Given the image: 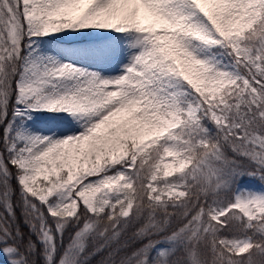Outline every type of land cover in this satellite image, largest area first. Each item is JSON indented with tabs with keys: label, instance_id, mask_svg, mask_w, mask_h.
Segmentation results:
<instances>
[{
	"label": "snow or ice",
	"instance_id": "snow-or-ice-1",
	"mask_svg": "<svg viewBox=\"0 0 264 264\" xmlns=\"http://www.w3.org/2000/svg\"><path fill=\"white\" fill-rule=\"evenodd\" d=\"M0 264H264V0H0Z\"/></svg>",
	"mask_w": 264,
	"mask_h": 264
},
{
	"label": "rangeland",
	"instance_id": "rangeland-1",
	"mask_svg": "<svg viewBox=\"0 0 264 264\" xmlns=\"http://www.w3.org/2000/svg\"><path fill=\"white\" fill-rule=\"evenodd\" d=\"M36 127H38V128L39 127H45V125H43V124H37Z\"/></svg>",
	"mask_w": 264,
	"mask_h": 264
}]
</instances>
